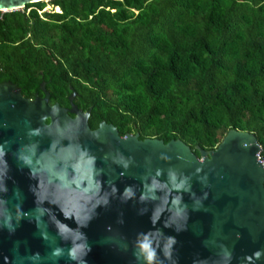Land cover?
<instances>
[{
  "label": "water",
  "instance_id": "obj_1",
  "mask_svg": "<svg viewBox=\"0 0 264 264\" xmlns=\"http://www.w3.org/2000/svg\"><path fill=\"white\" fill-rule=\"evenodd\" d=\"M12 80L0 73V264H264L252 132L195 153L179 138L91 129L69 85L63 106L42 76L31 98Z\"/></svg>",
  "mask_w": 264,
  "mask_h": 264
},
{
  "label": "trees",
  "instance_id": "obj_2",
  "mask_svg": "<svg viewBox=\"0 0 264 264\" xmlns=\"http://www.w3.org/2000/svg\"><path fill=\"white\" fill-rule=\"evenodd\" d=\"M49 4L0 10V73L27 80L24 97L42 76L48 103L65 106L74 90L91 129L179 138L195 153L229 129L250 131L264 166V0Z\"/></svg>",
  "mask_w": 264,
  "mask_h": 264
},
{
  "label": "rangeland",
  "instance_id": "obj_3",
  "mask_svg": "<svg viewBox=\"0 0 264 264\" xmlns=\"http://www.w3.org/2000/svg\"><path fill=\"white\" fill-rule=\"evenodd\" d=\"M44 4H45L44 9H42V10H40L38 12H41L43 10H45V11H49L51 9L54 10L53 6L49 4V0H44Z\"/></svg>",
  "mask_w": 264,
  "mask_h": 264
},
{
  "label": "built area",
  "instance_id": "obj_4",
  "mask_svg": "<svg viewBox=\"0 0 264 264\" xmlns=\"http://www.w3.org/2000/svg\"><path fill=\"white\" fill-rule=\"evenodd\" d=\"M258 158H259V160H260V161H262V162H263V160H262V159L259 157V153H258Z\"/></svg>",
  "mask_w": 264,
  "mask_h": 264
}]
</instances>
